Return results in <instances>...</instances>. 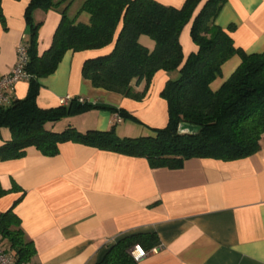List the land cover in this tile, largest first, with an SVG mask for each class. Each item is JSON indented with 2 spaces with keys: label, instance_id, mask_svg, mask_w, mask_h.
<instances>
[{
  "label": "crops",
  "instance_id": "crops-1",
  "mask_svg": "<svg viewBox=\"0 0 264 264\" xmlns=\"http://www.w3.org/2000/svg\"><path fill=\"white\" fill-rule=\"evenodd\" d=\"M83 1L71 0L67 14L76 22L89 23V14L78 12ZM155 1L175 7L184 2ZM29 2L1 0L5 26L0 23V76L13 66L17 44L28 40L25 10ZM31 16L34 23H41L37 52L42 54L51 45L61 14L38 7ZM215 23L222 28L232 26L229 34L245 52L264 51V0H226ZM190 25L179 36L184 57L196 50ZM140 41L153 47L147 36ZM113 44L67 50L55 70L38 80L37 105L56 108L60 98L69 96L122 108L141 123L117 122L119 136H140L149 132L147 126H164L167 105L159 93L169 73L156 72L141 100L94 87L83 77V62L109 53ZM239 63L237 55L228 59L211 89H218ZM28 87L29 80L21 79L7 94L10 99H22ZM143 87L141 82L135 89ZM69 104L70 100L65 105ZM115 114L108 108H91L46 122L45 128L104 131L115 123ZM10 138L9 129L0 128V145ZM259 144V150L247 157L191 158L177 169L152 168L144 157L72 141L60 144L52 156L29 147L21 158L0 161V188L7 190L0 197V212L12 207L19 217L35 247L33 264H95L120 237L145 232L157 233L160 245L138 264H264V134ZM14 185L18 190H12Z\"/></svg>",
  "mask_w": 264,
  "mask_h": 264
},
{
  "label": "trees",
  "instance_id": "trees-1",
  "mask_svg": "<svg viewBox=\"0 0 264 264\" xmlns=\"http://www.w3.org/2000/svg\"><path fill=\"white\" fill-rule=\"evenodd\" d=\"M71 0H30L25 10L29 37V87L22 99H10L0 105V128L6 127L11 138L0 145V161L25 156L34 147L44 155H55L59 145L78 142L99 150L127 156L144 157L152 168L177 169L191 158L234 160L250 156L260 148L264 134V51L247 53L235 46L229 32L215 18L226 0H184L180 7L155 0H84L78 12L89 14V23L69 18ZM57 9L61 14L50 47L37 52L40 22L32 20L34 8ZM191 22L190 37L196 50L186 57L179 41L183 27ZM0 23L5 26L1 9ZM119 28V30H118ZM153 41L150 49L140 38ZM112 50L83 62L82 75L97 88L141 100L154 74L165 71L171 76L159 95L166 101L167 122L148 127L140 136H119L116 123L107 130L80 132L72 126L56 132L46 122L83 113L91 108H108L121 120L141 123L122 108L91 103L72 97L69 105L43 109L37 105L39 79L51 74L67 50L101 49L113 43ZM237 55L240 63L212 90L210 84L221 76L222 65ZM144 82L141 91L135 86ZM12 190H18L14 185ZM11 190V191H12ZM10 191V190H8ZM7 190L0 188V197ZM21 195L13 204L20 200ZM139 244L145 252L160 245L155 232L133 233L108 246L95 264H138L130 249ZM0 246L12 257L13 264H33L32 240L21 227L19 217L9 207L0 212Z\"/></svg>",
  "mask_w": 264,
  "mask_h": 264
},
{
  "label": "built area",
  "instance_id": "built-area-1",
  "mask_svg": "<svg viewBox=\"0 0 264 264\" xmlns=\"http://www.w3.org/2000/svg\"><path fill=\"white\" fill-rule=\"evenodd\" d=\"M16 57L15 62L11 69L0 76V105L6 103L9 100L7 91L19 80L28 79L30 77L29 73L25 70L29 55L27 49V43L21 40L15 49ZM72 97L66 96L59 99L60 105H65ZM80 102H84V98L79 97ZM115 122H120L121 118L118 114L114 116ZM130 254L135 261H140L147 254L139 244H135L130 249ZM14 260L12 255L0 246V264H13Z\"/></svg>",
  "mask_w": 264,
  "mask_h": 264
},
{
  "label": "rangeland",
  "instance_id": "rangeland-1",
  "mask_svg": "<svg viewBox=\"0 0 264 264\" xmlns=\"http://www.w3.org/2000/svg\"><path fill=\"white\" fill-rule=\"evenodd\" d=\"M141 126H139V128H140ZM140 129H143V127H141ZM147 132H148V130H147Z\"/></svg>",
  "mask_w": 264,
  "mask_h": 264
}]
</instances>
